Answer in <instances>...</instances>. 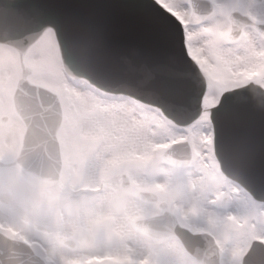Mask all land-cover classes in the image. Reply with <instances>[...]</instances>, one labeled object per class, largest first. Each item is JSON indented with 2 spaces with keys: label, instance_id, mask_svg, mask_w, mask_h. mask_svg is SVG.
<instances>
[{
  "label": "clouds",
  "instance_id": "9594fccd",
  "mask_svg": "<svg viewBox=\"0 0 264 264\" xmlns=\"http://www.w3.org/2000/svg\"><path fill=\"white\" fill-rule=\"evenodd\" d=\"M197 64L206 94L253 78ZM139 94L34 31L0 40V264H264V197L228 183L208 143L194 154L185 117L140 108Z\"/></svg>",
  "mask_w": 264,
  "mask_h": 264
},
{
  "label": "snow or ice",
  "instance_id": "6c2138e0",
  "mask_svg": "<svg viewBox=\"0 0 264 264\" xmlns=\"http://www.w3.org/2000/svg\"><path fill=\"white\" fill-rule=\"evenodd\" d=\"M211 3L204 14L197 0H0V40L34 31L96 79L135 86L140 108L183 115L194 154L208 143L228 183L264 197V0ZM241 8L250 13L242 24L234 20ZM194 52L253 78L216 83L206 94Z\"/></svg>",
  "mask_w": 264,
  "mask_h": 264
}]
</instances>
